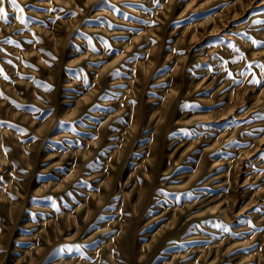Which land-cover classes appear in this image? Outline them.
Instances as JSON below:
<instances>
[{"label": "rangeland", "instance_id": "1", "mask_svg": "<svg viewBox=\"0 0 264 264\" xmlns=\"http://www.w3.org/2000/svg\"><path fill=\"white\" fill-rule=\"evenodd\" d=\"M16 4L0 264H264V0Z\"/></svg>", "mask_w": 264, "mask_h": 264}, {"label": "snow or ice", "instance_id": "2", "mask_svg": "<svg viewBox=\"0 0 264 264\" xmlns=\"http://www.w3.org/2000/svg\"><path fill=\"white\" fill-rule=\"evenodd\" d=\"M11 4L14 6V7H18L17 4H16V0H10ZM4 3V0H0V4H3ZM19 11L22 13L23 12V9L20 8ZM0 18H5L6 17L4 16V9L2 7H0Z\"/></svg>", "mask_w": 264, "mask_h": 264}]
</instances>
